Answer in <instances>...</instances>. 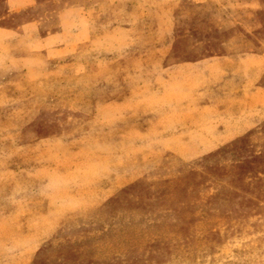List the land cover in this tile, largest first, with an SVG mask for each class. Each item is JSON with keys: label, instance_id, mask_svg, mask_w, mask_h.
<instances>
[{"label": "rangeland", "instance_id": "obj_1", "mask_svg": "<svg viewBox=\"0 0 264 264\" xmlns=\"http://www.w3.org/2000/svg\"><path fill=\"white\" fill-rule=\"evenodd\" d=\"M39 1L0 0V264H264V113L227 135L216 73L167 69L261 34L264 0H73L45 43L16 31L53 28Z\"/></svg>", "mask_w": 264, "mask_h": 264}, {"label": "crops", "instance_id": "obj_2", "mask_svg": "<svg viewBox=\"0 0 264 264\" xmlns=\"http://www.w3.org/2000/svg\"><path fill=\"white\" fill-rule=\"evenodd\" d=\"M55 1L56 3L61 2V4L51 6L53 10L51 17H54V26L47 35L39 36L42 22L39 23L37 20H28L17 25L16 31L32 41L37 36L40 43H45L50 38L61 37L67 33L74 36V32L70 29L67 30L64 26L72 24L73 20L82 23V17L77 11L81 10L77 1H69L68 5L62 3L61 0ZM205 1L198 0L197 3H204ZM3 5L7 15H10L18 14L27 9H43L41 7L45 6V3L39 0H3ZM262 6L264 7V4ZM75 31L77 32V29ZM249 35L251 38L247 35L244 38L229 36L222 43L224 51L221 49L223 52L218 55L205 58L198 63L190 65L173 64L167 68L168 72H172V74L184 73L188 69L191 73L195 70H203L206 76L216 73V83L212 84L213 87H217L221 91L222 100L212 101V104L220 105V107H215V111L220 113L222 105H228L229 107L226 110L235 112V116L230 119L227 135L237 136L251 127L248 118H240L236 114L254 112L253 115L258 118L264 113V30L261 34L249 32ZM256 35H259L260 38ZM243 47L245 50L242 51ZM236 48H238L237 51H228L236 50ZM225 95H228L229 99H223ZM251 105L255 108L247 110V107Z\"/></svg>", "mask_w": 264, "mask_h": 264}]
</instances>
